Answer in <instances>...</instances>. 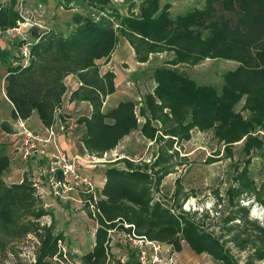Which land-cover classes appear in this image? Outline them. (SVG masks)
<instances>
[{
	"label": "trees",
	"instance_id": "1",
	"mask_svg": "<svg viewBox=\"0 0 264 264\" xmlns=\"http://www.w3.org/2000/svg\"><path fill=\"white\" fill-rule=\"evenodd\" d=\"M71 1L80 0H67ZM105 1L90 0L89 3L101 10ZM16 3L17 0H10L8 6L0 4V26L16 25ZM169 9L168 2L162 5L161 0H144L135 16L114 12L116 9L88 15L76 13L69 33L50 29L35 36L30 63L26 66L12 64L11 58L15 55L0 47V62L7 68L6 93L14 105L13 118L28 119L36 111L46 126L53 124L67 90L66 77L73 74L81 82L73 97L92 105L91 115L79 118L86 127L82 141L88 152L102 156L140 129L144 137L158 143L154 165L160 166L163 172L161 175L160 169L157 172L159 181L176 157L175 151L170 153L173 137L188 139L192 125L213 131L225 145L227 156L232 155V145L243 138L246 154L264 147L258 134L252 135L258 127L264 130V0H205L203 8H194L176 17ZM120 34L134 46L139 62L148 61L154 52H173L170 60L154 69L156 87L153 94L146 95L151 118L148 116L143 124L139 122L138 104L133 99L121 100L108 111L103 109L107 96L116 91V74L109 70L102 75L97 61L111 56ZM207 58L238 63L235 69L223 74L220 90L215 85L199 84L178 68L180 63L196 64ZM244 97L243 107L251 112L248 118L237 110ZM142 114L147 115L146 109ZM2 126L11 130L7 123ZM124 161L125 168L110 164L105 170L102 194L107 199L98 204L104 216L98 219L95 247L80 257L83 264H106L109 255L105 246L109 226L106 220L117 218L134 223L140 234L173 243L176 250H181V238H184L197 253L207 252L222 264H237L221 239L201 223L161 203L151 205L152 178L145 168L147 165ZM249 165L247 160L241 170L238 167L235 175L238 187L227 190L231 204L246 190L256 191ZM9 168L10 158L1 148L0 264L7 263L9 252L19 258L16 244L39 228L33 219L47 213L40 208L42 200L28 178L13 183L5 180ZM247 214L246 207L239 204L227 222ZM245 226L242 233L249 234L259 248L257 257L264 258V226L251 221ZM234 235L233 239H237L240 233ZM59 237L48 228L35 261L29 264H65L67 254L59 251Z\"/></svg>",
	"mask_w": 264,
	"mask_h": 264
},
{
	"label": "rangeland",
	"instance_id": "2",
	"mask_svg": "<svg viewBox=\"0 0 264 264\" xmlns=\"http://www.w3.org/2000/svg\"><path fill=\"white\" fill-rule=\"evenodd\" d=\"M143 1L106 0L103 3L104 9L101 10L108 9L111 11L116 9L114 12L135 16L139 13L140 4ZM89 2L90 0L71 1L69 3L67 0H17L15 8L18 13V19L15 26L22 27L26 40L33 41L36 35L42 34V32L53 27L69 33L74 27L72 22L74 14L103 13V11L98 10ZM166 2L170 4L169 10L173 17L184 15L194 8H203L205 6V0H161L162 5ZM9 3L10 0H0L1 7L8 6ZM117 25L118 23H116ZM10 28L12 27L4 28L0 26V47L7 48L15 55L11 58V62L14 64L17 54L21 52L20 45L23 37L20 34L9 31ZM134 51V46L131 42L120 34L119 43L114 52L109 58L102 59L98 64L102 70H113L116 77L118 76L119 87L118 90L116 89L115 97L120 95L126 99H133L138 104L136 110L139 116L146 109L147 115L140 117L146 118L145 116H149L151 118V113L146 106V95L149 93L153 94L156 87L154 69L170 60L173 52H154L150 54L148 61L139 62L135 59ZM237 66L238 63L233 60L207 58L196 64L180 63L178 68L199 84L215 85L220 90L223 84V74L228 70L235 69ZM3 73H5L6 77L7 68L0 62V81L1 84L4 83L5 87L7 83L2 80ZM73 94L74 91L71 94V98L82 101L74 98ZM3 98L10 102L7 93ZM244 104L245 97L237 105V110L248 118L251 116V112L243 107ZM164 111L167 112L168 110L165 109ZM76 117H59L57 121L55 120V124L64 122L68 126L71 123V118L75 119ZM17 124V137L19 136L20 140L14 147L19 156H21L20 147L22 140L25 139L24 127H29L36 134L45 138L49 135L47 128L55 125L47 126L46 134L44 135L36 132L26 119H17ZM73 128L67 131H71ZM79 129L85 132V124L81 125ZM136 130L140 131V129ZM67 131H58L56 138ZM255 131L252 132V135L258 134L264 145V130L258 127ZM136 134L134 133L129 139L121 140L115 149L105 152L102 156L106 160H102L100 164H107V166L115 164L125 168L127 164L124 160L126 159L131 160L137 166L147 165L145 168H147V172L151 174L152 178L151 184H149L152 193L151 205L161 203L175 213L187 214L190 219L201 223L206 230L213 232L221 239L225 250L237 264H264V258L256 255L259 250L256 243L252 241L249 234L242 233L243 229H246L247 226L245 225L248 221L256 222L260 225L264 223V147L254 149L250 154H246L243 149L246 139L243 138L232 145V155L227 156L225 145L217 140L213 131H204L198 127L194 128V125H192L188 139L180 140L176 136L173 137L175 139L174 146L170 153L175 151L176 157L170 162L167 172L164 173L161 181H159L157 172L159 169V175L163 174V172L160 166L154 165L158 157V143L144 140L145 137L141 131L140 137L142 139L138 138ZM55 139L48 144V148ZM109 152H112L111 158L109 157ZM247 160L250 161V177L256 184V191L246 190L248 192L237 196L235 203L231 204L228 200L227 190L232 186L238 187L235 175L238 167L241 170ZM90 167L95 168L96 166ZM35 173L36 166L29 175L26 174L22 178V181L28 178L32 183ZM99 174L100 171L97 175ZM4 178L8 183L22 182L9 179L8 172L4 175ZM32 185L35 188L36 195L42 200L40 208L47 210V213L38 219H33L34 222L39 224V228L16 244L15 247L18 250L19 258L15 257L14 253L9 252V260L6 264H16L17 262L18 264H29L34 262L37 250L41 246L42 239L48 228H52L53 235L58 237L61 235L57 239V245L59 251L67 254L65 264H83L80 257L90 252L96 245V232L100 226L98 219L104 216L102 210L99 206V210L94 211L92 206H77L70 202L72 200L64 202L59 199L54 200L51 196L45 197L37 191L34 184ZM96 194L100 196V200L107 199L102 194L100 187L97 188ZM88 196H90L89 193L83 194V197ZM236 204L237 206H235ZM239 204L246 207L248 214L243 217L240 215V218L235 217L236 220L230 223L227 222V217L238 208ZM119 220L121 219L106 220L107 225H109L106 228L107 239L105 246L109 252L106 264H137L138 261L134 250L130 246L117 241L118 228L116 226L119 224ZM231 228H234V230L231 231ZM237 233H240L239 238L233 239L234 234ZM162 242L172 245L175 264H222L207 252H195L184 238H181L182 248L180 251L176 250L173 243Z\"/></svg>",
	"mask_w": 264,
	"mask_h": 264
},
{
	"label": "built area",
	"instance_id": "3",
	"mask_svg": "<svg viewBox=\"0 0 264 264\" xmlns=\"http://www.w3.org/2000/svg\"><path fill=\"white\" fill-rule=\"evenodd\" d=\"M11 32L23 37L20 45L21 52L17 54L14 65H28L31 59L33 40H26L24 30L20 26L10 28ZM71 123L60 122L47 128L48 136L43 138L29 127H24L25 139L22 140L20 153L24 160L38 161L32 184L43 196H51L54 200H67L77 206H92V210H99L100 196L96 194L97 184L94 179L84 174L80 167L81 158L71 156L65 150L56 147L50 151L48 144L57 136L58 131H67L77 123V118H71ZM106 160L104 157L91 156L84 159L87 166H94L96 162ZM89 193L90 196L83 197ZM93 193V194H91ZM39 194V195H40ZM40 195V196H41ZM50 205V204H49ZM117 241L130 246L137 257L138 264H175L174 249L170 244L150 238L137 231L136 225L125 220H119ZM264 226V223H262Z\"/></svg>",
	"mask_w": 264,
	"mask_h": 264
},
{
	"label": "crops",
	"instance_id": "4",
	"mask_svg": "<svg viewBox=\"0 0 264 264\" xmlns=\"http://www.w3.org/2000/svg\"><path fill=\"white\" fill-rule=\"evenodd\" d=\"M52 29H58V28L53 27ZM133 54L135 55V51L133 52ZM101 60L102 59L98 60V63H100ZM107 71L109 70L108 69L102 70L100 66V73L102 75L105 74ZM2 80L6 82L5 73H3ZM115 81H116V89L118 90V87H119L118 76L116 77ZM65 82L67 85V92L64 95L62 105L57 111L56 121H57V118L59 117L67 118L70 116H77L78 117V118L76 117L77 123L74 126L73 130L61 133L55 139V141L49 145V150L53 152L55 151L56 147H59L63 150H66L67 153L70 155L80 157L81 161L83 159L82 161L83 165H81L80 167L81 171L84 174L91 176L96 182L97 186L100 187V189H103L105 182H106L105 170L108 166L107 164H103V163L100 164L101 163L100 161L96 162V164L94 165L96 166L95 168H91V167L89 168V166H87L88 164L87 162L84 161V159L91 157L94 154L89 153L85 144L83 143L82 138L85 132L79 129V127L84 124L78 122L80 117L91 115L92 105L88 101H84V100L78 101V100L71 98V94L73 93V91L77 90V88H79L81 85V82L76 75H73V74L68 75L66 77ZM117 90L114 93L107 96L104 102V106H103L104 111L110 110L111 108L115 107L121 100L126 99L125 97L120 96V95L115 97ZM5 94H6V86L4 87V83L1 84V81H0V104H1L0 105V149L2 148L3 151L10 158V168L8 171V178L13 179V181H22V178L26 174L29 175L31 170L35 166H37L36 163H38V161H35L33 159L26 161L21 156H19L17 152L15 151L14 146L17 145L18 141L20 140V137L19 136L17 137V130H16L18 127V124H17V120L13 118L14 105L10 100H9L10 102L4 100L3 96ZM117 97H121V98H117ZM108 106L109 108H107ZM140 116H144V115L142 114ZM140 116L138 114L139 122L143 124L147 120L146 119L147 116H145L146 118L142 117L143 120ZM26 121L36 132H39L44 135L46 134L47 126L41 120L38 112L35 111L28 119H26ZM56 121L53 124H55ZM3 123H7L11 130L10 131L5 130L2 127ZM134 133H137L136 135L138 138L141 135L139 130H135L130 135L126 136L124 139H127V138L129 139L130 137H132V135H134ZM144 140H148V139L145 137ZM108 154H109V157L111 158L112 152H109ZM94 156H97L99 158L103 157V156H98V155H94ZM99 171H100V174L97 175Z\"/></svg>",
	"mask_w": 264,
	"mask_h": 264
}]
</instances>
